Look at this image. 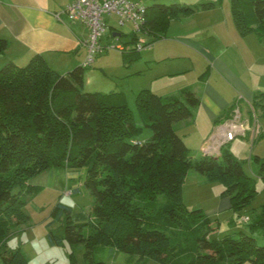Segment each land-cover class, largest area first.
Wrapping results in <instances>:
<instances>
[{
    "label": "trees",
    "instance_id": "obj_1",
    "mask_svg": "<svg viewBox=\"0 0 264 264\" xmlns=\"http://www.w3.org/2000/svg\"><path fill=\"white\" fill-rule=\"evenodd\" d=\"M215 7L214 2L155 0L143 32L160 40L171 21ZM231 12L242 37L257 33L264 39V0H231ZM132 38V45L140 40L134 33ZM9 46L0 38V58ZM123 54L132 62L141 58L136 49ZM86 69L81 65L61 74L41 55L25 66L0 61V247L12 226L30 221L24 196L40 188L29 183L32 178L52 168H87L84 185L93 199L92 220L73 222L72 208L58 203L51 224L65 218V230L63 237L48 233L51 246L84 245L85 264H107L97 257L106 247L110 259L116 251L125 253L127 264H264V244L258 245L251 234L212 239L216 228L203 211L184 205L182 190L190 171L222 184L221 197L229 198L235 209L258 193L254 179L231 153L222 150L218 159L190 156L174 124L191 119L200 98L189 89L170 98L140 91L136 107L144 127L152 131L140 141L143 128L137 126L124 93L85 92ZM252 104L264 117V93ZM254 160L264 178V162L259 156ZM163 194L171 204L158 201ZM256 229L264 232V212L251 225L252 233ZM0 259L3 264H30L21 248L4 251ZM70 264H78L74 253Z\"/></svg>",
    "mask_w": 264,
    "mask_h": 264
},
{
    "label": "crops",
    "instance_id": "obj_2",
    "mask_svg": "<svg viewBox=\"0 0 264 264\" xmlns=\"http://www.w3.org/2000/svg\"><path fill=\"white\" fill-rule=\"evenodd\" d=\"M71 1L0 0V38L10 44L0 61L11 60L25 66L32 57L41 55L52 69L61 74L81 66L87 55L82 45L88 35L87 29L81 23H70L66 18L58 19L56 16ZM144 1L149 4L155 2ZM161 2L196 5L193 2L213 1ZM107 22L108 34L105 37L109 38L113 21L108 18ZM147 48L157 52L159 59L164 60L163 65L174 60V71L164 73L165 76H174V91L170 89L160 96L180 97L182 90L189 89L201 100L193 111V117L175 126L190 151L200 153L202 157L204 143L218 125L230 120L237 106L243 113L244 122L252 126L249 119L251 104L256 95L264 93V39L257 33L242 37L234 25L232 12H220L215 7L173 20L165 36L155 44L147 45L141 53ZM190 73L196 76L188 80ZM244 138L250 140L248 134ZM193 141L192 147L190 142ZM229 209L230 199L222 198V207L215 211L221 213Z\"/></svg>",
    "mask_w": 264,
    "mask_h": 264
},
{
    "label": "rangeland",
    "instance_id": "obj_3",
    "mask_svg": "<svg viewBox=\"0 0 264 264\" xmlns=\"http://www.w3.org/2000/svg\"><path fill=\"white\" fill-rule=\"evenodd\" d=\"M211 1L215 3L220 12H231V0ZM146 4L152 5V3ZM193 4L199 5L196 2ZM111 20L113 21L111 24L123 35L120 38H114L112 35H109V38H103V44H110L112 48L102 55H97L93 66L86 69L83 90L101 94L114 91L123 92L137 126L143 128L137 138L145 141L152 136V131L144 127L136 107V95L143 89L159 95L167 93L170 89L174 91V76H165L166 74H164L174 71V60H168L163 65L164 60L159 59V55L153 47L142 52L141 58L137 61H130L121 50L116 48V45L133 46L131 44L132 27L129 24L119 27L116 17H110ZM109 33L113 34L110 30ZM138 37L140 38L139 42L143 45L153 42L155 44V40L147 34L140 33ZM188 75V80L196 76L195 73ZM175 80L181 81L180 79ZM257 112V125H261L262 128L259 125L255 126L254 117L251 114L252 119L251 117L249 119L252 120V126L247 131L250 140L238 137L223 149V151L231 153L243 165L246 174L254 179V186L258 193L251 203L239 209H235L231 205V209L218 213L215 210L217 208L220 210L222 207L221 194L224 186L220 183L207 182L196 171H190L185 178L182 190L184 205L189 211L200 209L203 211L205 218L216 228L211 236L212 239L237 236L242 232L251 234L257 240L258 245L264 244L263 230L256 229L254 233L251 231V225L256 223L264 212V178L259 176V165L254 160L255 156H259L264 162V117L260 110ZM175 126L176 124H174ZM190 145L193 147L194 141L190 142ZM190 156L193 160H197L201 154L191 150ZM86 174L87 168H52L32 178L29 183L40 186V188L33 195L24 196L26 200L24 212L30 217V221L20 226H12L9 239L0 247V256L4 251L21 248L30 264H70L71 253H74L78 264H85L84 245L70 247L65 244L64 247H53L49 244L47 236L49 232H53L58 237L64 236L65 218L51 224V212L58 203L72 208L71 219L73 222L92 220L93 199L84 185ZM76 190L78 192H75ZM158 201L166 204L172 203L170 197L165 194L159 195ZM246 217H249V221H246ZM158 228L165 230L163 227ZM109 255L110 249L106 247L104 251H98L97 257L107 261V264H127L125 253L116 251L112 259ZM0 264H3L1 259ZM147 264L160 263L149 260ZM244 264L252 263L246 261Z\"/></svg>",
    "mask_w": 264,
    "mask_h": 264
},
{
    "label": "built area",
    "instance_id": "obj_4",
    "mask_svg": "<svg viewBox=\"0 0 264 264\" xmlns=\"http://www.w3.org/2000/svg\"><path fill=\"white\" fill-rule=\"evenodd\" d=\"M148 7L149 5L144 0H73L56 16L58 19L64 17L70 23H81L86 27L88 35L82 45L85 46L87 55L82 66L89 68L95 63L97 55H102L112 48L110 44L104 45L102 42L108 34L107 19L116 17L119 27L129 24L132 32L138 35L144 33L143 26ZM112 28L111 32H120L114 26ZM116 46L122 52L132 49L141 52L146 47L140 42L132 47L122 44ZM251 113L255 126H258V113L253 104H251ZM250 128V125L244 122L243 113L237 106L230 120L218 125L212 136L204 143L202 155H220L225 146L238 137H244ZM248 220L249 218L246 217V221Z\"/></svg>",
    "mask_w": 264,
    "mask_h": 264
},
{
    "label": "water",
    "instance_id": "obj_5",
    "mask_svg": "<svg viewBox=\"0 0 264 264\" xmlns=\"http://www.w3.org/2000/svg\"><path fill=\"white\" fill-rule=\"evenodd\" d=\"M122 36V33L120 32H115L113 33V37L114 38H120ZM209 156L215 158V159H218L219 155H214V154H210Z\"/></svg>",
    "mask_w": 264,
    "mask_h": 264
}]
</instances>
